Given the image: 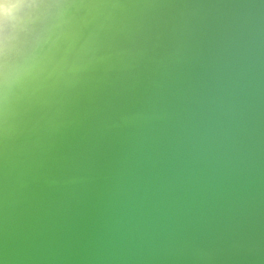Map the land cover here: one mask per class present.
Returning a JSON list of instances; mask_svg holds the SVG:
<instances>
[{"label": "water", "instance_id": "1", "mask_svg": "<svg viewBox=\"0 0 264 264\" xmlns=\"http://www.w3.org/2000/svg\"><path fill=\"white\" fill-rule=\"evenodd\" d=\"M0 264H264V0H0Z\"/></svg>", "mask_w": 264, "mask_h": 264}]
</instances>
